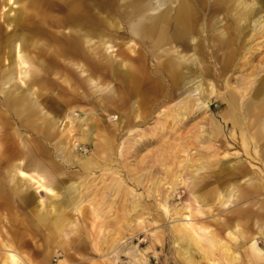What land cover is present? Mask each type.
I'll use <instances>...</instances> for the list:
<instances>
[{
	"label": "bare ground",
	"instance_id": "bare-ground-1",
	"mask_svg": "<svg viewBox=\"0 0 264 264\" xmlns=\"http://www.w3.org/2000/svg\"><path fill=\"white\" fill-rule=\"evenodd\" d=\"M15 3L22 9L19 21L6 11L0 16V264H50L57 248L63 262H72L78 256L72 250L86 245V236L97 250H115L106 238L91 241L90 228L109 205L103 192H92L89 175L103 165L114 170L118 125L104 124L106 119L121 120L125 107L128 117L144 118L154 103L142 100L150 88L160 100L176 98L163 112L171 129L200 99L210 109L211 95L219 93L231 136L262 163L238 161L228 177L219 166L216 178L206 182L211 164L204 165L212 156L188 162L192 199L185 204L189 219L172 227L177 254L184 264H264V63L249 72L243 68L234 83L226 75L239 58V67L248 63L250 35L264 31V0H2L0 11ZM209 4L237 12L225 26L231 27L226 38L208 40L219 53L217 69L204 41L190 43ZM192 49L199 66L186 63ZM82 102L89 112L79 121L72 113ZM9 118L29 136L22 138ZM78 121L88 129L73 141L68 130ZM63 122L56 139L55 126ZM211 125L210 133L199 127L194 139L221 133L218 122ZM89 140L92 151L75 154V142ZM52 141L58 159L49 156ZM173 176L171 189L180 181V173ZM106 187L114 195L122 191L117 178ZM209 214L215 216L212 224L192 222ZM123 252L132 257L129 264L145 261L136 250Z\"/></svg>",
	"mask_w": 264,
	"mask_h": 264
},
{
	"label": "rangeland",
	"instance_id": "rangeland-1",
	"mask_svg": "<svg viewBox=\"0 0 264 264\" xmlns=\"http://www.w3.org/2000/svg\"><path fill=\"white\" fill-rule=\"evenodd\" d=\"M234 4L236 2L231 3L229 6L232 8ZM9 6L6 5L5 9L0 11V16L6 11L10 17L17 18L19 21L22 14L21 7L16 3L11 5V9H9ZM257 7V5H253L252 10ZM199 14L201 19L198 22V30L195 33L194 40L190 43L204 41L205 45L209 47L208 51L213 55V66L217 69L219 53L215 45L209 46L208 40L211 36L219 39L226 38L228 36L227 31H230L231 27L226 30L225 26L228 25V21L233 20L237 12L235 10L220 12L216 10V6L209 4V6L201 9ZM203 18L205 21H203ZM3 27L6 30V25ZM250 37H252L250 42L251 54H249L248 63L239 67L237 64L243 62L244 58L237 60V64L226 74L230 83H234L235 79L241 75L243 68L249 72L254 65L260 62L264 63V31L259 33L253 31ZM192 53L193 49L185 56V58L189 57L186 63L199 66L197 59L192 60L194 58ZM152 64L149 67L150 70L154 69ZM198 79L195 81H198ZM191 84L192 82L189 83V85ZM112 85L113 82L109 87ZM148 92L149 96L143 98V102L147 105H150L152 101L154 103L150 105V111L144 115V118H135L130 112V117H128L127 107H125L121 120L112 117L106 119L104 124L118 125L115 131L118 138L115 153L116 160L111 163L114 170L104 169L103 165L91 169L89 175L92 180L90 185L92 192L97 195L103 192L104 200L109 205L107 207L109 210L100 214L104 216L96 219L94 225L90 228L91 241L95 242L96 239L98 241L100 238H106L109 242L114 243L115 250L108 253H106L107 251L97 250L92 247L86 236V245L75 247L72 250L78 255L76 260L63 262V251H61V248H57L53 250L50 264H129L132 257L123 252L124 249L127 250L128 248L136 250L140 254L139 256L145 258L142 264H184L177 254V245L173 238L172 227L189 219L186 217L188 211L185 204L189 199H192L189 193L191 184H188V182L193 175V166L188 162L200 164L201 161L212 156L207 163L202 162L205 163L204 168L207 167L208 163L211 164L209 173L211 178L206 179V182L216 178L215 171L219 166L226 172V177H228L230 171L229 167L238 161L246 160L254 167H262L260 161L247 156L243 152L239 137L234 139L231 136L234 128L231 123L223 121L219 112L222 106L219 93L211 95L210 103L212 107L210 109L206 108L207 104L200 99L194 111L191 113L188 111L181 123L173 125V129H171V121L164 118L163 112H166L167 107L173 105L176 98L174 101L160 100L156 91L150 88ZM150 98L152 100L148 101L147 99ZM162 102L164 103L163 106H161ZM88 107L84 102L79 103L72 114L80 121L88 114ZM44 111L45 109L43 113ZM7 115L11 117L9 112H7ZM52 115L53 113L46 114L48 117ZM122 120L125 122L121 123L122 126L119 128ZM79 121L74 128L68 130L69 138L73 141L77 136L82 135L83 130L88 129L85 122ZM211 121L218 122L221 133L214 138L203 135L199 141H196L194 134L198 132L199 127L203 129V132H211ZM161 123L164 124V129L160 126ZM9 124L18 128L22 138L29 136V133L20 124H17V119L9 118ZM63 124L64 122L57 123L55 126L53 134L56 139L62 137ZM235 135H238V130ZM75 143V154L83 152L89 154L93 149L90 140L86 143L79 144L77 141ZM47 147L49 148V156L58 159L53 141L48 142ZM160 153H163L167 159H160ZM214 153L217 156L213 155ZM109 159L104 158L107 161ZM165 166H169L170 170L167 171ZM75 169V167H70L68 170L73 171ZM174 173H180V181L174 189H171L170 182L173 180ZM134 174L140 175L139 181L136 180L137 178L134 179ZM112 178H117L122 184V191L117 195H114L106 187ZM176 209H181V211L176 213ZM126 212H128V215H126ZM180 213L182 214L180 215ZM214 217L210 214L194 217L192 222L212 224L211 221ZM34 257L37 259L42 258L39 254Z\"/></svg>",
	"mask_w": 264,
	"mask_h": 264
}]
</instances>
